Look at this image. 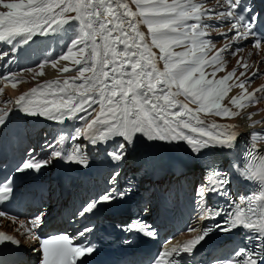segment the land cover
<instances>
[{
    "label": "snow or ice",
    "instance_id": "snow-or-ice-1",
    "mask_svg": "<svg viewBox=\"0 0 264 264\" xmlns=\"http://www.w3.org/2000/svg\"><path fill=\"white\" fill-rule=\"evenodd\" d=\"M130 5H135V10ZM73 22L76 34L66 54L62 53L51 64L55 68L59 61H71L76 75L47 81L14 102L4 103H14L27 116L81 123L68 136L67 147L61 134L54 144H45L51 149L48 158H37L33 155L35 149H30L29 157L15 171L39 173L53 159L88 168L89 146L114 145L106 156L117 170L109 177V188L81 208L78 215L83 216L93 213L98 205L124 200L133 191L131 184L123 190L118 186L119 166L131 155L141 149L151 154L164 145L183 142L205 172L204 182L194 190L198 218L223 217L214 229L231 232L243 228L245 240L251 245L239 247L232 256L215 259L212 264H264V155L260 154L264 132L248 133L245 163L233 165L239 177L255 184L256 190L228 202L227 207H213L208 203L210 195H231V177L215 162L202 161V156L209 149L233 150L239 133L235 124L208 122L201 116L203 113L205 117L229 120L241 117L249 122V128L264 126V119H253L264 109L242 116L249 106L260 103L258 94L264 95V85L249 91L261 72L255 62H248L254 54H264V8L257 10L255 0H0V41H6L13 49L37 35L62 32ZM141 25L146 27L147 34L141 31ZM213 32L219 40L212 39ZM248 45L246 58L240 54ZM3 55L7 53H0ZM226 55L238 57L236 66L217 77L226 69ZM161 62L163 67L159 66ZM46 63L49 62L39 65L41 71L36 75H44ZM60 71L69 73L72 69L66 65ZM0 79L13 88L22 82L12 72ZM234 88L240 90L239 95H232L227 104L223 103ZM10 113L11 109L0 108V126L7 125ZM78 140L87 143H75ZM257 157L261 162L253 164ZM173 164L181 173L188 166L182 159ZM14 197L12 178L8 177L0 182V204ZM0 218L18 224L15 232L35 242L31 251L38 255V264H87L86 258L97 250L90 242L74 245L66 234L39 235L36 230L44 223L43 213L25 221L0 208ZM120 227L125 232L156 235L143 221ZM212 230L190 227L187 231L197 234L174 245L168 241L169 246L158 253L153 264H180L181 253L191 255ZM90 231L91 228H85L78 235L83 237ZM6 243L19 248L22 240L0 231V245Z\"/></svg>",
    "mask_w": 264,
    "mask_h": 264
},
{
    "label": "bare ground",
    "instance_id": "bare-ground-1",
    "mask_svg": "<svg viewBox=\"0 0 264 264\" xmlns=\"http://www.w3.org/2000/svg\"><path fill=\"white\" fill-rule=\"evenodd\" d=\"M214 2V0H213ZM133 7V10H135V5H130ZM74 15V14H72ZM226 31V29H224ZM141 31H144L147 34V29L145 26L141 25ZM56 36L55 35H47L44 36L41 39V43H35L32 45H24L23 49L17 50V53H13L6 56L0 57V65L5 66V68L8 70V72H12V67L13 64L9 59H11L15 55L20 56V60L16 67H19L21 70H25L22 73H17L16 71L14 73L18 74L19 78L22 80L20 84L16 88H13L11 86V83L6 82L3 79H0V89H3L2 92H0V108H5L7 107L8 109H11V113L7 122L6 126H0V128L3 127H8L10 124L11 119L13 118V109L16 107L14 103L12 104H7L5 105V101L11 100L15 101L21 94L28 93L33 87H37L39 85H42L46 83L47 81L50 80H63L65 78H68L70 76L76 75L75 72V67L71 61H59V63L56 65L55 68L52 67L51 61L57 60L58 57L62 54H66L65 48H67V45L62 43H58V40H54ZM212 39L219 40V37L216 35L215 32L212 33ZM52 43L50 45H47L46 43ZM222 43V42H221ZM246 44L247 42H243ZM220 44H217V47H219ZM180 49H177L179 51ZM250 50V45L245 47V50L243 52V55L246 57L247 52ZM153 51H156L158 53L157 49H153ZM241 55V54H240ZM238 58V57H237ZM236 58V59H237ZM226 59L228 61L226 69L222 72L217 73V77L223 76L226 74L227 71H230L233 67L236 66V60H232L230 56L226 55ZM261 60H264V54L261 55H253V57L250 59L249 63H254L255 62V67L261 68V70L264 72V63H260ZM45 61H48L49 63H46L44 68H43V73L44 75H36V73L40 72L41 69L39 68V65ZM7 65V66H6ZM69 66L72 71L69 73H62L60 69L64 66ZM160 67H163L162 62L159 65ZM255 67L253 70H255ZM28 69H33V72L27 71ZM7 72V73H8ZM239 74V70L237 72V75ZM35 77V78H34ZM261 85H264V77L262 79H259L258 77L252 82L251 86L249 87V91H252L253 89L260 87ZM240 90L237 88L232 89V91L228 94V97L225 98V101L223 103L227 104L228 103V98L231 97L232 95H239ZM260 96V103L254 105V106H249L245 112L242 113V116L246 117L247 112H256L258 109H264V95L258 94ZM230 106V105H229ZM97 107L98 106H94ZM194 107V106H193ZM83 115V113L79 114ZM202 118L206 119V121L211 122L212 120H215L218 123H232L237 125V130L239 133L238 136V141L243 142V143H249V135L248 133L250 131L256 130V131H262L264 132V126L257 125L255 129L249 128L247 124L249 123L246 119H242L241 117H236L233 119H221L220 117H214L211 115L204 116L203 113H201ZM254 120H260L264 119V111L259 112L258 115L253 116ZM81 122L79 120H72L71 124L68 128L64 127H57L53 133L49 135V137L44 138L41 133H35V132H27L26 130V123H24V132L27 133V137L29 140L32 141V137L36 135V143L38 144V147L35 149L34 155L37 156V158L40 159H45L48 158V154L51 151L50 148L45 147V144H54L59 136L61 134H71L73 132V129L78 126ZM75 143H87L86 140H78ZM112 145V144H111ZM114 145H112L113 147ZM184 146H187L186 144L183 143V146L179 144H174V145H164L162 146L158 151L154 152V154H162L165 155L168 159H172L175 161L176 159H182L188 162V166L184 169V171L181 173L176 170H172L170 172L163 171L161 173L162 175H166L162 181L158 182L154 188L155 192H153L151 195L147 193L148 201L147 208L151 210L152 212H163L165 205L167 204V200L170 201L168 197L164 195V191L168 189L169 192H172V186H171V181L175 180L177 181V187L174 191V200H180V203H184V207L187 206V209L191 208L194 213L196 214L194 216V220L192 222V225L189 227L183 229V235H191L195 233H189L187 230L190 227H196L200 229V226L198 224V209L195 204V193L189 186V184L183 181H186L188 177L198 176V172L201 174H205L202 166L200 163H197L195 160L192 159L190 153H185L182 148ZM104 145L101 144L97 147H88V151L92 154L98 155L99 159L102 161L99 164L105 169V171H108V169H113L114 171L117 170V166L114 165L109 159H106V152L105 149L103 148ZM262 149H264V144L260 146ZM34 149V148H33ZM213 150V149H210ZM142 152H144L143 149L138 151L137 153H134L131 155L126 161L122 162L119 166V171H120V176L118 178V186L121 183L124 174L129 170L131 162L138 157ZM55 159H53L54 161ZM49 170H51L50 164L47 166ZM199 167V169H198ZM46 168V167H45ZM43 169V168H42ZM229 170H230V175H231V180L232 183L234 184V187L236 190L239 189V185L237 183L235 171L233 169V165L231 162H229ZM182 174V176H180ZM106 177L105 179V184L104 185H96L91 189L90 195L91 197H96L99 194L103 193L109 188L108 180L109 177ZM192 180V179H191ZM201 183L204 182L203 178L200 179ZM183 182V184H181ZM200 183V184H201ZM197 185V183H195ZM50 190H54V187H51ZM150 196V197H149ZM175 212L179 218L184 219L186 216V211L183 212L181 210L180 205L177 206L176 203H174ZM183 207V208H184ZM0 227L3 229H9L11 226L8 225L4 221H0Z\"/></svg>",
    "mask_w": 264,
    "mask_h": 264
},
{
    "label": "rangeland",
    "instance_id": "rangeland-1",
    "mask_svg": "<svg viewBox=\"0 0 264 264\" xmlns=\"http://www.w3.org/2000/svg\"><path fill=\"white\" fill-rule=\"evenodd\" d=\"M72 14H74V13H72ZM63 32H64V31H63ZM64 34H65V33H64ZM75 34H76V28L71 27V26L67 27L66 43H67L68 45H70L71 39L74 38ZM61 35H62V34H61ZM231 59H232V57H231Z\"/></svg>",
    "mask_w": 264,
    "mask_h": 264
}]
</instances>
